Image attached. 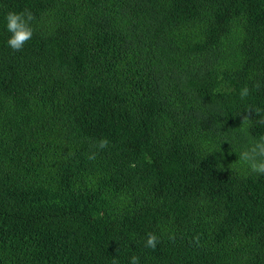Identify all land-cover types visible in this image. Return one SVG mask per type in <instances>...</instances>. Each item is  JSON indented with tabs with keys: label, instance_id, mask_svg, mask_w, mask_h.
<instances>
[{
	"label": "trees",
	"instance_id": "trees-1",
	"mask_svg": "<svg viewBox=\"0 0 264 264\" xmlns=\"http://www.w3.org/2000/svg\"><path fill=\"white\" fill-rule=\"evenodd\" d=\"M250 107L264 0H0V264H264Z\"/></svg>",
	"mask_w": 264,
	"mask_h": 264
},
{
	"label": "clouds",
	"instance_id": "clouds-1",
	"mask_svg": "<svg viewBox=\"0 0 264 264\" xmlns=\"http://www.w3.org/2000/svg\"><path fill=\"white\" fill-rule=\"evenodd\" d=\"M5 19L6 29L10 33L7 45L13 51H21L24 45L33 37L34 29L32 27V21L34 20V15L27 9L20 12L10 11L7 13ZM259 87L260 85L258 83L253 85L254 89H258ZM250 92L251 89L247 85L242 87L239 91L240 99H246L250 95ZM261 112H264V110L250 107L248 114L244 115L242 119H249L252 113L259 116ZM257 122L264 124V118H261ZM108 145L109 141L107 138H102L98 141L97 148L103 150ZM95 155V153H92L88 158L95 159ZM239 159L248 166L250 172L257 175H264V136L255 140L248 148L241 151ZM132 166L134 167L135 165ZM158 243L159 238L155 233H147L145 247L155 250ZM130 264H139V257L132 256Z\"/></svg>",
	"mask_w": 264,
	"mask_h": 264
}]
</instances>
